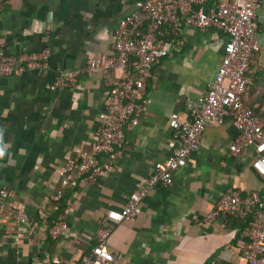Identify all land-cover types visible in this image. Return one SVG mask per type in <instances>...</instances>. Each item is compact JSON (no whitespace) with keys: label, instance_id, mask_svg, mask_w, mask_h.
<instances>
[{"label":"crops","instance_id":"obj_1","mask_svg":"<svg viewBox=\"0 0 264 264\" xmlns=\"http://www.w3.org/2000/svg\"><path fill=\"white\" fill-rule=\"evenodd\" d=\"M137 0H5L0 7V39L7 54L49 47L48 66L0 77V188L24 208L20 230L0 217V264H56L79 260L97 244L108 211L121 209L157 162L176 147L169 125L172 113L190 119L191 108L206 95L221 62L226 35L219 29L184 26L172 51L151 69L147 111L126 131L124 156L112 172L85 189L65 188V203L52 196L61 186L57 170L76 149L88 150L98 128L97 115L108 91L99 73L83 74L59 91H49L60 71L82 69L91 57L112 55L111 36L119 19ZM259 50L251 59L255 91L249 102L264 117V0L255 15ZM118 76V70H111ZM238 135L230 120L210 124L171 186L154 187L132 221L111 225L106 240L115 264H246L244 222L230 215L209 218L219 197L231 189L245 196L264 191V178L251 166L254 152L234 155ZM106 160L99 157L98 161ZM62 198V199H63ZM64 204L60 212L59 206ZM63 218L64 234L48 229Z\"/></svg>","mask_w":264,"mask_h":264},{"label":"built area","instance_id":"obj_2","mask_svg":"<svg viewBox=\"0 0 264 264\" xmlns=\"http://www.w3.org/2000/svg\"><path fill=\"white\" fill-rule=\"evenodd\" d=\"M3 1L0 0V7ZM260 3L261 0H137L132 11L119 19L112 33V55L91 57L82 69L70 73L60 71L54 81L45 84L47 90L55 92L69 87L83 74L99 73L108 87L97 115L98 128L88 150L76 149V158L68 159L57 170L61 186L52 196L57 202L65 188H87L95 179L112 172L113 159L124 156L126 131L136 127L139 117L147 111L145 95L151 69L172 51L174 39L184 26L199 31L216 28L226 35L215 78L205 97L191 108L190 119L181 120L175 113L169 117L176 143L172 154L154 165L152 173L130 194L121 209L107 212L97 232V244L81 259L66 264H115L106 245L110 226L138 217L143 200L154 187L172 185L174 172L186 165L188 156L199 147L201 135L210 124L222 125L230 120L238 131L229 146L230 152L244 154L252 148L251 166L264 178V121L252 114L243 98L251 57L260 48L255 30ZM49 56L48 46L40 52L7 54L0 39V77L47 67ZM111 70H118L119 75H111ZM99 157L106 160L100 162ZM219 215L246 222L243 230L246 243L241 254L246 264H264V191L254 190L241 196L234 190H226L208 217ZM1 216L14 218L20 230L28 223L24 208L11 202L6 188H0ZM66 229L67 222L60 218L48 229V234L57 238ZM54 262L62 263L59 259ZM209 264L220 263L211 261Z\"/></svg>","mask_w":264,"mask_h":264},{"label":"trees","instance_id":"obj_3","mask_svg":"<svg viewBox=\"0 0 264 264\" xmlns=\"http://www.w3.org/2000/svg\"><path fill=\"white\" fill-rule=\"evenodd\" d=\"M253 56V55H252ZM251 59H252V57H251ZM250 64H251V60H250ZM251 69H252V66L250 65L249 66V69H248V71L246 72V78H247V84H246V91H245V93H244V103H245V105L250 109V111L252 112V114L255 116V117H257V118H259V119H261V120H263L264 121V117H263V115L261 114V112L259 111V109L261 108V107H257V106H254V105H252L250 102H249V100H248V98H250V96L252 95V93L255 91V89H254V86H253V84H252V81H251V77H250V72H251ZM63 197H61V199L59 200L61 203H65V200H64V198L62 199ZM64 207H65V205L64 204H61L60 206H59V211L61 212L63 209H64ZM239 220H241V219H239ZM241 221H243V220H241ZM244 222V227H245V225H246V222L245 221H243ZM210 262H207L206 264H209Z\"/></svg>","mask_w":264,"mask_h":264},{"label":"clouds","instance_id":"obj_4","mask_svg":"<svg viewBox=\"0 0 264 264\" xmlns=\"http://www.w3.org/2000/svg\"><path fill=\"white\" fill-rule=\"evenodd\" d=\"M3 154H4V150L0 149V156H3Z\"/></svg>","mask_w":264,"mask_h":264}]
</instances>
